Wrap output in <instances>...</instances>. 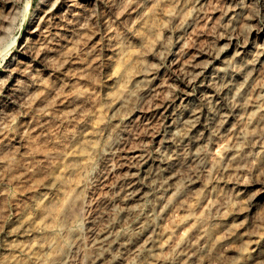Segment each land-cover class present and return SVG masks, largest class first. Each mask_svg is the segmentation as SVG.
I'll return each instance as SVG.
<instances>
[{
  "label": "bare ground",
  "instance_id": "1",
  "mask_svg": "<svg viewBox=\"0 0 264 264\" xmlns=\"http://www.w3.org/2000/svg\"><path fill=\"white\" fill-rule=\"evenodd\" d=\"M206 1H148L131 26V36L113 43L102 84L106 105L88 114L85 126L73 135L62 161L50 168L51 182L30 205L35 211L27 208L17 214L4 243L6 249L17 253L3 257L0 264H210L217 260L213 252L219 248L232 252L238 239H246L252 246L249 256L234 264H264V237L254 238L255 222L264 218V180L243 182L230 195L210 183L197 187L203 174L212 173L217 183H229L240 176L243 163L252 154L246 143H261L259 157H264V130L255 133L249 127L255 122L264 123V117L256 119L259 110L264 113V90L250 95L264 68V25L251 26L244 43L232 40L191 53L184 45L186 33L192 27L191 19L202 11ZM257 1L264 8V0ZM41 20L33 29L38 36L46 26ZM170 20L177 23L174 39L172 35L164 37ZM5 23L6 18L1 15L0 34ZM66 52L55 50L58 56ZM149 52L156 54L159 61H151ZM32 53L38 54L44 69L58 67L54 56L37 53L28 45L22 55ZM22 63L16 67L13 64L14 73L28 72ZM166 64L170 71L178 72L183 83L196 86V91L175 108L155 100ZM3 80L0 124L7 114L2 109L6 100L26 93L18 88V83L11 87ZM105 109L112 112L115 123L110 143L101 153L106 165L99 183L111 184L117 190V203H106L90 220L88 243L83 242L77 230L68 229L56 245L53 234L64 226L66 207L64 202L52 206L53 195L58 193L68 201L75 199L68 175L76 169V160L84 158L96 145ZM156 117L164 122L162 127L156 126ZM240 123L246 126L240 129ZM131 126L151 130L158 142L153 152L128 146L126 134ZM234 135L233 146L223 143ZM82 182V178H77L73 185L79 187ZM148 202L145 215L135 220L131 230L118 229L121 220L135 216ZM200 205L213 211V219L207 221L202 213L195 215L194 211L181 213ZM107 211L112 220L99 224V218ZM81 218L79 213L73 214L68 223L77 225ZM77 255L80 257L76 263Z\"/></svg>",
  "mask_w": 264,
  "mask_h": 264
},
{
  "label": "rangeland",
  "instance_id": "2",
  "mask_svg": "<svg viewBox=\"0 0 264 264\" xmlns=\"http://www.w3.org/2000/svg\"><path fill=\"white\" fill-rule=\"evenodd\" d=\"M148 1L152 0H0V16L6 18L0 34V81L4 79L11 87L18 83V88L26 92L16 98H9L2 107L7 114L0 124V262L3 257L17 253L4 246L9 238L8 229L15 223L17 214L27 208L35 211L30 205L40 190L51 182L50 168L62 161V155L67 151L73 135L85 126L88 114L106 105L102 84L107 74V56L111 54L115 41L131 36V26ZM53 2L57 5L53 6ZM40 19L46 22V26L43 34L38 36L34 30ZM191 21L193 24L186 33L184 45L196 54L223 42L234 40L244 43L251 26L264 25V8L257 0L251 3L245 0H207L202 11ZM176 26L177 23L170 20L164 29V37L172 35L174 39ZM69 35L74 37L73 40L68 39ZM27 45L37 53L43 51L54 56L58 67L44 69L38 54L23 56ZM56 49L68 53L58 56ZM147 57L153 62L159 61L158 56L151 52ZM23 61L28 72L14 73L13 69L17 64H23ZM13 64L15 67L12 68ZM162 70V83L157 87L156 103L175 108L184 97L196 91V86L183 83L178 72L170 71L167 64ZM262 71L256 87L250 90L252 97L259 90H264V68ZM259 117H264L260 110L256 113V119ZM102 118L104 123L97 134L96 145L88 155L76 160V169L68 175V184L76 193L75 199L68 201L58 193L53 195L52 206L64 202L66 207L65 220L62 222L64 226L53 234L58 241L56 245H59V239L68 229L77 230L83 242L88 243L91 238L90 220L97 217L106 203H117V190L111 184L107 186L99 183L106 165L101 153L110 143L115 123L112 112L106 109L102 112ZM155 124L162 127L164 122L158 117ZM245 126L244 123L239 124L240 129ZM249 127L259 133L264 130V123L255 122ZM130 128L126 134L128 146H136L148 153L155 150L158 142L151 130L134 126ZM235 137H228L223 143L233 146ZM246 145L252 154L251 159L243 163L244 171L240 176L229 183H217L212 173L203 174L197 187L203 188L206 183H210L213 188L230 195L243 182L264 180V157H259L263 145L259 142ZM77 178L83 179L79 187L73 185ZM187 198L192 199L190 195ZM149 205L148 202L135 216L121 220L118 229L131 230L135 220L145 215ZM196 207L181 213L194 211L195 215L202 213L207 221L213 219V211L201 205ZM262 212L264 215V210ZM78 213L82 216L81 221L77 225H70L68 220ZM110 220L112 215L107 211L98 222L102 224ZM255 224L257 236L254 238L264 237V218L257 219ZM251 246L246 239H238L234 242L232 252L227 253L220 248L213 252L217 260L210 264L242 262L249 256ZM79 257L76 256V263Z\"/></svg>",
  "mask_w": 264,
  "mask_h": 264
}]
</instances>
